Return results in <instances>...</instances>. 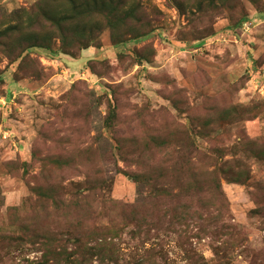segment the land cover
I'll return each instance as SVG.
<instances>
[{
    "label": "rangeland",
    "instance_id": "374dc122",
    "mask_svg": "<svg viewBox=\"0 0 264 264\" xmlns=\"http://www.w3.org/2000/svg\"><path fill=\"white\" fill-rule=\"evenodd\" d=\"M38 2L0 0V32L13 14ZM138 3L139 21L128 26L133 35L148 32L143 39L115 36L102 19L97 48L75 57L52 59L32 49L16 58L15 45L0 44V227L32 189L54 182L102 178L113 201L134 205L150 192L135 181L140 176L181 184L197 176L205 188L215 167L197 154L215 162L247 158L243 184L219 178L225 211L217 212L208 195L191 204L181 199L198 220L177 233L152 231L145 244L124 234L115 257L134 264L155 248L157 264L161 256L168 264H264V159L249 158L253 144L264 151V0H237L230 9L219 4L205 14L207 0ZM110 106L116 126L105 129ZM234 106L255 109L252 120L224 115ZM161 140L171 145L155 148ZM49 158L68 160L70 168L53 169ZM213 215L228 230L201 234L199 220ZM26 217L66 232L55 212ZM43 256L39 245L0 248V264H39ZM96 258L91 264H101Z\"/></svg>",
    "mask_w": 264,
    "mask_h": 264
},
{
    "label": "trees",
    "instance_id": "16d2710c",
    "mask_svg": "<svg viewBox=\"0 0 264 264\" xmlns=\"http://www.w3.org/2000/svg\"><path fill=\"white\" fill-rule=\"evenodd\" d=\"M130 1L132 0H39L33 8L22 9L13 14L14 20L0 32V44L5 47L15 45L16 58H23L32 49L46 51L52 59L60 55L75 57L91 47L97 48L100 35L98 25L102 19L106 20L107 28L115 36L125 35L131 40L143 39L148 32L133 35L129 30L128 24L134 20L139 21L141 10L138 0H133L131 5ZM236 1L207 0L209 7L203 14L213 13L219 4L230 9ZM249 1L255 3L256 0ZM197 5L201 11L202 3ZM245 19L242 18L238 26ZM57 41L59 46L55 48ZM242 109L234 106L225 111V114L222 112V115H243L244 119L252 120L251 115L255 109ZM116 120V108L110 106L104 128L113 129ZM187 142L188 140L183 144L193 149V144L189 145ZM170 145L171 142L161 140L154 147L162 150ZM253 148L256 151L250 152L253 155L249 158L264 159V151L256 149L255 144ZM196 157L202 161H212L215 167L211 171L208 187L203 188L204 185L197 176H194L192 182L183 184L179 179L162 183L159 178L145 179L140 176L135 181L144 183L150 192L143 202L134 205L113 201L110 197L111 187L102 178L72 182L68 185L54 182L44 188H34L33 197L25 199L20 207L8 210L7 222L4 221L0 227V248L16 250L20 246L39 245L44 250L43 260L39 264H48L50 261L54 264H91L96 257L99 259L98 263L117 264L120 259L115 257V253L120 251L119 245L124 234L145 244L152 231L157 235L165 232L177 233L175 231L181 225L199 219L193 217L197 213L193 211V207L181 205L183 200L184 204H191L195 198L199 201L201 197L208 195L216 199L214 206L217 212L225 211L219 178L230 183L243 184L248 177L245 165L247 158L244 161L242 158L233 161L219 158L215 162L205 155L197 154ZM47 164L61 171L70 168V162L62 158H49ZM161 203L170 207L163 209ZM29 212L36 216L48 212L59 214L67 222L66 232L60 233V228L56 227L53 229L55 234L47 228H39L27 222L26 214ZM199 221L201 234L210 231L217 236L229 228L219 224L214 215ZM184 251L185 254L188 253ZM144 255L134 264H157L152 257L155 255V248L145 251ZM167 261L165 256H161L158 264H168Z\"/></svg>",
    "mask_w": 264,
    "mask_h": 264
}]
</instances>
